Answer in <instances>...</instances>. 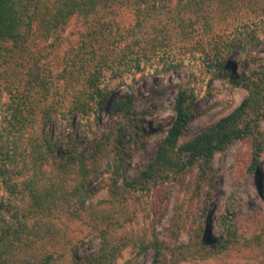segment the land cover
Returning <instances> with one entry per match:
<instances>
[{"label":"rangeland","instance_id":"374dc122","mask_svg":"<svg viewBox=\"0 0 264 264\" xmlns=\"http://www.w3.org/2000/svg\"><path fill=\"white\" fill-rule=\"evenodd\" d=\"M261 4L264 6V0ZM114 14L120 32H130L141 41L163 42L168 47L162 49H169L179 63L173 71L164 73L168 58L162 60L161 55L144 60L140 70L129 69L125 60L120 59L119 68L124 70L121 72L126 82L114 91L109 101L112 103L134 93L146 131V137L138 145H129L130 155L126 157L124 169L132 178L156 155L167 135L176 117L173 106L181 83L190 81L199 89L197 113L202 114L190 121L181 142L210 130L230 115L242 103L247 91L227 83L223 73L203 66L202 55L190 46L200 38V33L195 38L185 39L174 12L158 11L152 18L144 16L141 27L135 26L136 16L129 8L119 9ZM250 14L242 15L235 23L237 40L243 39L241 44L244 45L231 57L238 75L264 68V14ZM249 15L252 23L247 27ZM227 24H219L218 29L228 30ZM87 31L83 20L74 18L58 41H42L34 28L18 48L9 44L11 50L0 77V132L3 136H0V170L1 167L13 169L5 155H1L4 142H8L12 151L21 150L28 157L32 152L30 138L34 144H44L48 132L53 143L59 138H69L68 120L55 115L52 130H49L51 123L43 110L52 104L59 109L65 106L81 87L87 74L79 69L80 63L76 66L74 63L77 62L78 40ZM106 46L118 54L124 44L107 42ZM145 46L147 43L142 44ZM142 47L136 50H143ZM17 107L31 122L22 132L12 130L9 134L5 127L12 129L9 121L15 122L13 112ZM78 121L75 141L85 147L89 155L101 139L111 137L110 142L114 143L117 133L111 134L116 124L111 121L108 104L103 105L99 119ZM62 151H66L65 145ZM251 157L252 149L240 142L217 154L212 164L217 178L210 197L207 188L199 194L194 192L195 179L190 176L169 180L147 191L120 188L113 194L106 160L96 163L92 158L94 172L83 194L84 202L70 194L73 189H59L51 195L54 201H50V197L47 208L36 213L30 211L27 198L23 200V184L18 194H11L0 177V229L8 231L13 225L18 230L16 236H12L14 246L8 254V264H43L47 259L50 264H84L100 249L105 237L122 249L116 264H154L155 249H142V244L152 241L167 245L165 256L173 264H263V256L256 247L243 245L264 232V154L256 170L251 168ZM45 167L49 179H57L56 165L51 163ZM40 181L47 186L45 180L40 178ZM223 219L234 224L241 241L237 244L236 240L225 250L218 245ZM176 225L182 228L178 236L173 235ZM10 230L13 232L12 228Z\"/></svg>","mask_w":264,"mask_h":264},{"label":"trees","instance_id":"16d2710c","mask_svg":"<svg viewBox=\"0 0 264 264\" xmlns=\"http://www.w3.org/2000/svg\"><path fill=\"white\" fill-rule=\"evenodd\" d=\"M261 3L262 0H0V77L9 55L8 51L11 50L9 44L18 48L25 43L34 28L38 37L45 42L50 39L60 40L74 18L83 20L88 29L78 40L75 57L77 62L74 63V66L80 63L79 69L87 74L81 87L73 93L65 106L59 109L52 104L50 108L43 110L45 118L51 123L49 130H52L55 115L62 116L68 120L70 136L67 139L59 138L53 143L48 132L44 144H34L30 138L31 159L21 150L12 151L8 142H4L1 155H5L13 169L1 167L0 177L10 193L18 194L19 186L23 184V200L27 198L33 213L44 211L50 204L48 199L52 197L50 201H54L51 195L59 189H73L70 194L84 202L83 194L91 184L90 179L94 172L91 162L93 158L96 163L106 160L112 176L110 189L113 194L120 188L125 191H147L169 180L190 176L195 179L194 192L199 194L203 188H207V196L210 197L217 178L212 166L213 160L217 154L226 152L237 142L252 149L251 168L256 170L264 154V68L259 72L247 71L238 75L231 57L237 49L244 47L241 44L243 39L237 40L235 23L242 15L250 14V10L251 14L262 16L264 6ZM124 8L135 13L136 27L143 25L144 16L152 18L158 11L174 12L176 18H179L185 39L195 38L200 33V38L190 46L202 55L203 66L223 73L227 83L247 91L242 103L230 115L210 130L189 141L181 142L190 121L202 115L201 112L197 113L199 89L190 81L187 84L181 83L173 106L176 117L168 128L167 135L156 155L132 178L124 169L126 157L130 155L129 145H138L146 137V131L142 127L134 93L121 96L112 103L109 101L114 91L126 82L122 74L124 70L119 68L122 64L120 59L125 60L129 69L140 70L144 60L161 55L162 60L168 58L164 73H170L179 63L177 56L169 49H162L168 47L163 42L159 41L158 44L149 40L141 41V38L131 35L130 32H120L121 27L117 24L119 21H115L113 15ZM250 15L245 24L247 27L252 23ZM221 23H228V30H219ZM128 36L133 38L128 39ZM117 41L124 44L118 54L115 49L111 50L106 46L107 42L111 44L118 43ZM143 43H147V46L142 47ZM136 47H142V52L137 51ZM193 57L196 55L193 54ZM104 104H108L111 121L116 124V130L111 134L117 133L116 138L114 143L110 142L111 137L105 141L99 140L94 152L89 155L87 149L75 141L79 131L78 119H99V112ZM13 119L15 122L9 121L12 129L5 127L9 134L12 130L22 132L31 122L19 107L14 108ZM0 136L3 137L1 132ZM64 145L65 152L62 151ZM14 146L16 149L19 147L17 144ZM44 146L45 149L42 148ZM51 163L56 165L58 177L55 180L49 179V173L45 170V165ZM16 168L20 169L15 172ZM40 178L47 182V186L41 183ZM18 179L22 181L18 182ZM14 218L18 219L17 216ZM221 223L223 232L218 242L221 249H228L236 240L239 244L241 241L234 224L226 219ZM8 229H0V264H8V254L14 246L12 236L18 233L13 225ZM181 229L180 225H176L173 235L178 236ZM103 239L100 249L91 254L84 264H116L122 255V249L114 246L107 237ZM216 245L217 243L213 247ZM243 245L246 248L256 247L263 256L264 264L263 231L246 240ZM151 247L155 249L154 264H173L165 256L167 245L164 242L142 244L144 250ZM49 260L43 264H50Z\"/></svg>","mask_w":264,"mask_h":264}]
</instances>
